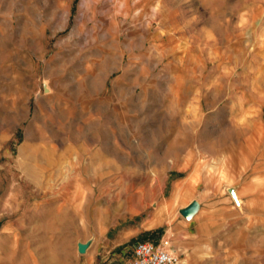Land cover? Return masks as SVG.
Wrapping results in <instances>:
<instances>
[{"label": "rangeland", "instance_id": "1", "mask_svg": "<svg viewBox=\"0 0 264 264\" xmlns=\"http://www.w3.org/2000/svg\"><path fill=\"white\" fill-rule=\"evenodd\" d=\"M193 170L187 254L264 264V0H0V264H127Z\"/></svg>", "mask_w": 264, "mask_h": 264}, {"label": "crops", "instance_id": "2", "mask_svg": "<svg viewBox=\"0 0 264 264\" xmlns=\"http://www.w3.org/2000/svg\"><path fill=\"white\" fill-rule=\"evenodd\" d=\"M193 175H196V181L194 182L191 180ZM176 183H178V185ZM198 184L199 180L197 170H193L189 172L187 176L180 178L174 183L175 187L172 189L171 194L165 197V201L160 210L162 214L170 215L174 213L173 210L178 206L177 211L180 213L181 210L188 207L191 203L196 202L198 204L197 212L190 219H185L184 217H181L180 219L177 218L175 221V227L165 229L164 234L160 233V237L158 236L156 238L155 236L149 235V239L145 240L153 244H158L160 241H165L164 239H169L171 247L169 250L172 253L178 255L181 254L180 258L182 260L180 264H206L212 260V257L187 254L192 251V246L188 243V239H193L196 236L198 237V231L200 228L211 223L209 220L210 214L208 212H210L211 209H214L211 207L212 205H209L208 203L206 204L202 200L197 199V195L195 194L198 193ZM198 196H205L204 190L202 195ZM160 227V223L152 218L145 219L139 224V230L147 232H157ZM162 237L163 239H161Z\"/></svg>", "mask_w": 264, "mask_h": 264}, {"label": "built area", "instance_id": "3", "mask_svg": "<svg viewBox=\"0 0 264 264\" xmlns=\"http://www.w3.org/2000/svg\"><path fill=\"white\" fill-rule=\"evenodd\" d=\"M167 241H160L153 244L148 241H141L134 245L132 257L127 264H179L180 255L169 250Z\"/></svg>", "mask_w": 264, "mask_h": 264}, {"label": "water", "instance_id": "4", "mask_svg": "<svg viewBox=\"0 0 264 264\" xmlns=\"http://www.w3.org/2000/svg\"><path fill=\"white\" fill-rule=\"evenodd\" d=\"M198 210V204L196 202L191 203L188 207L180 211V214L185 219H190ZM83 250V247L81 248Z\"/></svg>", "mask_w": 264, "mask_h": 264}, {"label": "bare ground", "instance_id": "5", "mask_svg": "<svg viewBox=\"0 0 264 264\" xmlns=\"http://www.w3.org/2000/svg\"><path fill=\"white\" fill-rule=\"evenodd\" d=\"M122 8V7H121ZM221 172V171H220ZM196 174V172H195ZM223 177V176H222ZM193 182L196 181V175H193V178L191 179Z\"/></svg>", "mask_w": 264, "mask_h": 264}]
</instances>
